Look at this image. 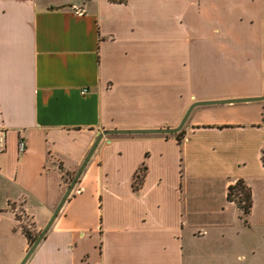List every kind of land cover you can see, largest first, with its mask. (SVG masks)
<instances>
[{"label":"crops","instance_id":"crops-1","mask_svg":"<svg viewBox=\"0 0 264 264\" xmlns=\"http://www.w3.org/2000/svg\"><path fill=\"white\" fill-rule=\"evenodd\" d=\"M262 94L264 0H0V264H19L21 224L38 234L98 132ZM263 148L264 99L104 135L24 264H264Z\"/></svg>","mask_w":264,"mask_h":264},{"label":"water","instance_id":"water-1","mask_svg":"<svg viewBox=\"0 0 264 264\" xmlns=\"http://www.w3.org/2000/svg\"><path fill=\"white\" fill-rule=\"evenodd\" d=\"M264 99V94L259 96H252V97H240V98H229V99H215V100H200L193 102L188 110L185 112L183 118L181 119L180 123L176 127H166V128H113V129H105L100 132H98L94 142L92 143L90 149L88 150L85 158L83 159L82 163L80 164L78 170L75 172L74 176L71 178L62 198L60 199L59 203L57 204L56 208L52 212L49 220L46 222V224L43 226V228L38 232L36 237L34 238L33 242L30 244L28 250L24 254L23 258L19 262V264H24L27 258L30 256V254L33 252L35 247L38 245L40 240L43 238L44 234L48 230L49 226L51 225L52 221L56 217L59 209L61 208L62 204L64 203L66 197L71 192L73 186L75 185L77 178L79 177L80 173L82 172L84 166L86 165L88 159L92 155L93 151L95 150L97 144L101 140V138L104 135L109 134H140V133H164V134H170V133H176L178 132L184 125L190 111L192 108L196 105H210V104H219V103H235V102H247V101H255Z\"/></svg>","mask_w":264,"mask_h":264},{"label":"trees","instance_id":"trees-1","mask_svg":"<svg viewBox=\"0 0 264 264\" xmlns=\"http://www.w3.org/2000/svg\"><path fill=\"white\" fill-rule=\"evenodd\" d=\"M115 2H124L125 0H112ZM261 159L264 165V148L262 149ZM146 166L144 163L140 165L139 169L136 171L135 174V182L133 184L134 189H137L139 185H141L144 174H145ZM71 180V178H70ZM69 180V182H70ZM226 198L230 201H234L238 208L241 211V217L243 221L247 222V216L250 212L252 206V199H251V191L248 186L241 180H236L233 184L229 185L227 189ZM18 217V216H17ZM19 218V217H18ZM17 218V219H18ZM22 231L26 238L28 239L29 243L31 244L36 237L35 232L31 233L29 230L26 229L24 224H21Z\"/></svg>","mask_w":264,"mask_h":264},{"label":"rangeland","instance_id":"rangeland-1","mask_svg":"<svg viewBox=\"0 0 264 264\" xmlns=\"http://www.w3.org/2000/svg\"><path fill=\"white\" fill-rule=\"evenodd\" d=\"M26 221L24 222V226L26 227L27 230H29V232L33 233L35 232L34 229L32 228V224L29 220L25 219ZM36 234V232H35Z\"/></svg>","mask_w":264,"mask_h":264},{"label":"built area","instance_id":"built-area-1","mask_svg":"<svg viewBox=\"0 0 264 264\" xmlns=\"http://www.w3.org/2000/svg\"><path fill=\"white\" fill-rule=\"evenodd\" d=\"M84 92H86V88L82 89V93H84ZM19 148H20V150H23V148H24V143L22 141L19 143Z\"/></svg>","mask_w":264,"mask_h":264}]
</instances>
